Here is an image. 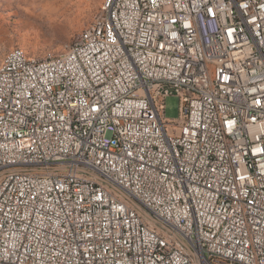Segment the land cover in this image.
<instances>
[{"label": "built area", "instance_id": "2783aa9c", "mask_svg": "<svg viewBox=\"0 0 264 264\" xmlns=\"http://www.w3.org/2000/svg\"><path fill=\"white\" fill-rule=\"evenodd\" d=\"M0 264H264V0H105L69 56L15 52Z\"/></svg>", "mask_w": 264, "mask_h": 264}, {"label": "rangeland", "instance_id": "374dc122", "mask_svg": "<svg viewBox=\"0 0 264 264\" xmlns=\"http://www.w3.org/2000/svg\"><path fill=\"white\" fill-rule=\"evenodd\" d=\"M105 0H0V62L10 49L33 57L61 54L101 13ZM166 116H179V99H167Z\"/></svg>", "mask_w": 264, "mask_h": 264}, {"label": "bare ground", "instance_id": "6f19581e", "mask_svg": "<svg viewBox=\"0 0 264 264\" xmlns=\"http://www.w3.org/2000/svg\"><path fill=\"white\" fill-rule=\"evenodd\" d=\"M69 48H72V45ZM15 52L19 54L21 57H23V62L46 61V60L58 59L59 56H69V49H68L67 51L61 54L38 58L31 56L21 47H15L5 56L3 61L0 63V72H4V68L8 65L11 59L15 57Z\"/></svg>", "mask_w": 264, "mask_h": 264}, {"label": "crops", "instance_id": "0c3cea01", "mask_svg": "<svg viewBox=\"0 0 264 264\" xmlns=\"http://www.w3.org/2000/svg\"><path fill=\"white\" fill-rule=\"evenodd\" d=\"M11 50H12V49H10V50L7 52V54H8ZM7 54H6V55H7ZM6 55H5V56H6ZM4 58H5V57H4ZM2 61H3V60H2ZM2 61H1V62H2ZM1 62H0V63H1Z\"/></svg>", "mask_w": 264, "mask_h": 264}]
</instances>
